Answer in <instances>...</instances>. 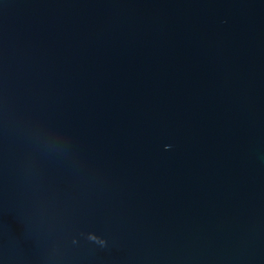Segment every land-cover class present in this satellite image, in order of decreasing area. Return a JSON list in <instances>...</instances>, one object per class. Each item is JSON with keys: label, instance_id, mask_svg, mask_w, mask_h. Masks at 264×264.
<instances>
[{"label": "water", "instance_id": "obj_1", "mask_svg": "<svg viewBox=\"0 0 264 264\" xmlns=\"http://www.w3.org/2000/svg\"><path fill=\"white\" fill-rule=\"evenodd\" d=\"M0 264H264V0H0Z\"/></svg>", "mask_w": 264, "mask_h": 264}, {"label": "clouds", "instance_id": "obj_2", "mask_svg": "<svg viewBox=\"0 0 264 264\" xmlns=\"http://www.w3.org/2000/svg\"><path fill=\"white\" fill-rule=\"evenodd\" d=\"M90 239H95V237H89Z\"/></svg>", "mask_w": 264, "mask_h": 264}]
</instances>
